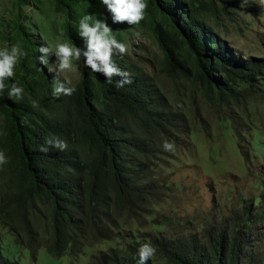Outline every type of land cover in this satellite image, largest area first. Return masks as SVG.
Returning a JSON list of instances; mask_svg holds the SVG:
<instances>
[{
  "label": "trees",
  "instance_id": "1",
  "mask_svg": "<svg viewBox=\"0 0 264 264\" xmlns=\"http://www.w3.org/2000/svg\"><path fill=\"white\" fill-rule=\"evenodd\" d=\"M209 1L148 0L154 14L147 19L168 69L192 75L219 104L235 95L236 79L247 84L264 81V57H243L219 38L204 18ZM54 3L55 10L66 16L65 38L81 48L86 45L78 32L79 21L89 14L78 10L82 3H88L113 31L117 24H129L113 23L108 8L99 9L101 0ZM17 29L28 55L16 65L14 78L5 81L9 87L13 83L23 87V99L15 102L7 90L0 94V130L7 133L0 136V150L9 157L2 171L13 181L5 199H0V214L12 208L27 247L34 245L30 217L45 207L51 228L47 249L53 255L68 247L78 252L86 236L115 239V245L85 264H138L144 243L162 250L174 264H264V232L258 227L264 219L262 195L256 201L241 197L239 206L207 222L200 234L172 237L164 235L166 228H156L148 240L117 226L118 214L141 210L160 190L147 164L151 149L147 129L161 133L168 129L160 94L142 75L115 60L133 81L117 88L119 77L109 82L102 73L85 67L82 58L78 80L66 84L75 87V93L56 98L52 95L56 74L40 63L38 41L21 25ZM48 136L65 140L68 149L40 151ZM0 264L24 263L7 256L0 240Z\"/></svg>",
  "mask_w": 264,
  "mask_h": 264
},
{
  "label": "rangeland",
  "instance_id": "2",
  "mask_svg": "<svg viewBox=\"0 0 264 264\" xmlns=\"http://www.w3.org/2000/svg\"><path fill=\"white\" fill-rule=\"evenodd\" d=\"M147 3L141 25L117 24L113 34L127 46V53L116 55L115 60L154 86L166 117L164 125L168 124L164 133L147 129L151 146L148 173L160 189L153 196L156 199L150 197L141 210L115 217L116 225L149 240L156 228H166L164 235L172 237L200 234L207 222L239 206L241 197L264 198V81L247 84L236 79L235 95L217 104L192 75L168 69L148 25L154 9ZM106 7L99 4L101 10ZM78 10L99 18L88 3ZM65 18L55 10L54 0H0V49L15 44L22 47L18 25L38 41V48L45 44L55 48L58 42L68 41L63 33ZM204 18L235 53L264 57V0H212ZM48 59L46 68L56 74L57 57L53 53ZM73 63V71L60 75L71 86L79 78L82 61ZM165 141L173 145L172 150L164 148ZM12 185L0 168V199H5ZM41 206L39 203L38 208ZM47 210L42 207L30 217L35 235L34 245L27 247L14 211L6 207V213L0 214V240L7 256L24 264H85L116 244L115 239L86 236L78 252L68 247L53 255L47 249L51 239ZM258 227L264 232V219ZM152 259L153 264H174L160 249Z\"/></svg>",
  "mask_w": 264,
  "mask_h": 264
},
{
  "label": "clouds",
  "instance_id": "3",
  "mask_svg": "<svg viewBox=\"0 0 264 264\" xmlns=\"http://www.w3.org/2000/svg\"><path fill=\"white\" fill-rule=\"evenodd\" d=\"M112 13L113 23L127 22L131 25L139 24L146 17L148 8L147 0H101ZM79 35L85 38L86 48L74 46L69 41L58 42L55 48L45 44L40 46L39 52L42 53L38 57L43 65L49 64L48 57L53 53L57 57L56 76L53 81L52 95L56 98L60 96H71L75 93V87H69L65 82L59 79L60 75L65 71L74 70V61L79 62L84 58L83 64L89 68L91 72L102 73L109 82L114 77H119L116 87L123 88L127 84H131V75L123 70L115 61L116 55L123 56L127 53V46L117 40L113 34V29L106 20L96 18L92 14L84 15L79 21ZM28 53L22 49L19 44L12 45L11 48L0 49V94L7 90L9 98L15 102L22 100L24 97V89L16 83L9 87L5 81L14 78V69L22 58H26ZM49 71H52L49 69ZM7 135L0 130V136ZM58 151H66L68 144L65 140L57 136H48L45 138L43 145L39 146L42 152H48L49 149ZM164 148L172 150L173 145L165 141ZM9 162V157L3 150H0V168ZM138 264H147L157 254V248L150 244L144 243L138 250Z\"/></svg>",
  "mask_w": 264,
  "mask_h": 264
}]
</instances>
